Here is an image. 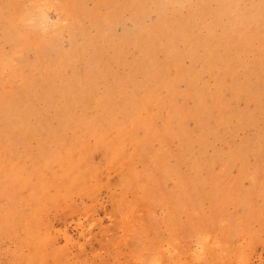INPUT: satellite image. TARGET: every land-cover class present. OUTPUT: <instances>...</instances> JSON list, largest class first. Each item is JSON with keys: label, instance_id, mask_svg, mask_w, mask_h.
<instances>
[{"label": "rangeland", "instance_id": "374dc122", "mask_svg": "<svg viewBox=\"0 0 264 264\" xmlns=\"http://www.w3.org/2000/svg\"><path fill=\"white\" fill-rule=\"evenodd\" d=\"M0 264H264V0H0Z\"/></svg>", "mask_w": 264, "mask_h": 264}]
</instances>
